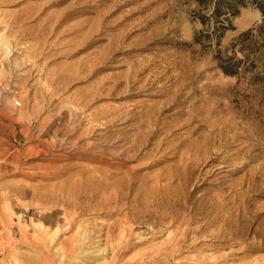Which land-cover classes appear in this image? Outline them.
I'll use <instances>...</instances> for the list:
<instances>
[{
	"label": "rangeland",
	"instance_id": "374dc122",
	"mask_svg": "<svg viewBox=\"0 0 264 264\" xmlns=\"http://www.w3.org/2000/svg\"><path fill=\"white\" fill-rule=\"evenodd\" d=\"M258 2L221 49L261 23ZM212 10L0 0V264H264V83L195 41Z\"/></svg>",
	"mask_w": 264,
	"mask_h": 264
},
{
	"label": "trees",
	"instance_id": "16d2710c",
	"mask_svg": "<svg viewBox=\"0 0 264 264\" xmlns=\"http://www.w3.org/2000/svg\"><path fill=\"white\" fill-rule=\"evenodd\" d=\"M203 5L213 3L210 14L199 13L204 24L213 21V28L196 34L195 41L204 43L205 39H216L217 50L214 55L222 71L231 76L249 77L253 82L264 83V4L258 2L262 21L256 26L241 32L225 49H221V38L228 29L233 28L231 18L239 11V6L248 0H199Z\"/></svg>",
	"mask_w": 264,
	"mask_h": 264
},
{
	"label": "bare ground",
	"instance_id": "6f19581e",
	"mask_svg": "<svg viewBox=\"0 0 264 264\" xmlns=\"http://www.w3.org/2000/svg\"><path fill=\"white\" fill-rule=\"evenodd\" d=\"M76 12V8L75 9H72L71 11H69L67 14H72V13H75ZM11 43L8 41V39L5 37V35L2 33V32H0V51H2L4 54H5V56H8V54L10 53V51H11ZM1 54V53H0ZM213 87V88H212ZM216 87H221V86H217V85H215V86H210V88H208L207 86H203L202 88H201V92H205V93H209V94H212L214 91H215V88ZM179 89V88H178ZM177 89V90H178ZM176 90V91H177ZM180 91H182L183 93H189V95L190 96H193L194 95V93L197 91L196 90V87H189V86H184V88H180L179 89ZM175 95H176V93H175ZM177 97V96H176ZM10 100V99H9ZM178 98L177 99H175V97L173 96L168 102H167V104H166V106H165V109H167V110H170V109H172L177 103H178ZM171 101V102H170ZM10 108V107H9ZM217 109H214L213 111H216ZM181 112H183V110H176V111H174V112H172V113H170L169 114V116H172V115H176V114H178V113H181ZM196 121H198V119H196V118H194V117H188L187 119H186V121H184L181 125H182V127H188V130L190 131V133H194V132H196L198 129H200L202 126H205V124L204 123H199V124H195V122ZM220 126V129H219V131H218V135H219V137H220V139H221V142H220V146L222 147V123H220L219 125H218V127ZM215 127H217V126H215ZM214 127V128H215ZM214 128H212L210 131L211 132H213L214 130ZM154 130H156V131H161V128H158V126L156 125V126H153L152 127V132H154ZM209 137V136H208ZM230 138H232V139H234V138H237V135H235V133L232 135V136H230ZM208 139V138H207ZM147 142V140H144V141H142L141 142V144H143V143H146ZM227 143V142H226ZM207 144H209V141H208V143ZM8 148V147H7ZM245 147H243L242 149H244ZM214 159L213 158H211V159H209L207 162H211V161H213ZM98 169V168H97ZM93 171V170H92ZM100 171H102V170H100ZM97 174H99V173H97ZM98 176V175H97ZM98 177H100V176H98ZM103 177V176H102ZM94 178V177H93ZM100 180H101V178H100ZM96 181H97V178H96ZM101 182V181H100ZM102 186V185H101ZM93 193V192H92ZM43 228L45 229V226H43V225H40V227H39V229H40V231L41 230H43ZM55 232V231H54ZM99 250V249H98ZM97 250V251H98ZM101 252V251H100ZM82 256V255H81ZM77 262V261H76ZM191 264V263H190Z\"/></svg>",
	"mask_w": 264,
	"mask_h": 264
},
{
	"label": "built area",
	"instance_id": "2783aa9c",
	"mask_svg": "<svg viewBox=\"0 0 264 264\" xmlns=\"http://www.w3.org/2000/svg\"><path fill=\"white\" fill-rule=\"evenodd\" d=\"M2 254V252L0 251V255Z\"/></svg>",
	"mask_w": 264,
	"mask_h": 264
}]
</instances>
